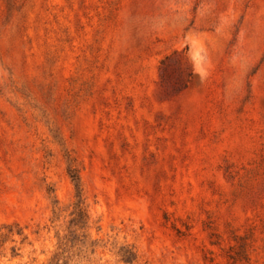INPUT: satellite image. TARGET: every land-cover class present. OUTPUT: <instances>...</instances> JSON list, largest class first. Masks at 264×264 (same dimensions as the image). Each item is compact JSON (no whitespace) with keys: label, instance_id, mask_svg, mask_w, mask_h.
I'll return each instance as SVG.
<instances>
[{"label":"rangeland","instance_id":"rangeland-1","mask_svg":"<svg viewBox=\"0 0 264 264\" xmlns=\"http://www.w3.org/2000/svg\"><path fill=\"white\" fill-rule=\"evenodd\" d=\"M0 264H264V0H0Z\"/></svg>","mask_w":264,"mask_h":264},{"label":"trees","instance_id":"trees-1","mask_svg":"<svg viewBox=\"0 0 264 264\" xmlns=\"http://www.w3.org/2000/svg\"><path fill=\"white\" fill-rule=\"evenodd\" d=\"M73 171H74V169H71L72 173L70 174V176H71L72 180L74 181V185H75V188L77 190V196H79V191H80L79 178L75 173H73ZM73 221H74V219H71L70 223H72ZM67 240L70 241L69 238ZM118 252L121 256V259L125 262H132L135 260V257H136L135 253L129 248L122 247L119 249Z\"/></svg>","mask_w":264,"mask_h":264}]
</instances>
